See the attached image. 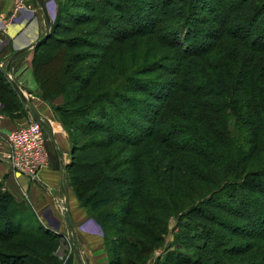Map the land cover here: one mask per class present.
I'll use <instances>...</instances> for the list:
<instances>
[{
    "label": "trees",
    "instance_id": "1",
    "mask_svg": "<svg viewBox=\"0 0 264 264\" xmlns=\"http://www.w3.org/2000/svg\"><path fill=\"white\" fill-rule=\"evenodd\" d=\"M114 1H107L109 5L106 6L112 12H118L122 21L121 25L126 26L130 23V19L123 18L120 14L122 3L116 0L117 5H115ZM153 1L160 3L159 0ZM166 1L165 6L146 5V8L140 13L141 18L137 22L138 24H136L141 28L140 33H144H139V35L153 34L164 19L171 22L177 17H183L180 15L182 14L180 8H176L169 0ZM196 2L198 3L196 9L192 3L182 9L191 13L176 23L173 31L174 39L167 40L172 45L170 59L174 66L169 69L164 68L163 65L158 69L162 71L165 69V74H169L170 80L167 84L170 85L171 90L167 92L169 88L163 86L160 88L161 90L158 89L152 95L157 98L156 102L159 105L154 111L143 114L148 128H150L149 131L146 133L143 128H138L130 130L128 134L123 132L126 135L123 137L126 138L124 139L125 143L129 146H134L135 136L141 133V136H138L142 137L140 142L145 141L149 147L153 141L157 152L169 155L175 164L174 176L178 173L181 177L185 173L193 178L194 185H190L189 191L192 190L195 199L186 203L182 199L188 201L190 196L185 193L177 195L176 198L169 196L168 192L172 195L171 189L174 186L166 185L165 187V183L162 184V192L164 190V194L168 197H163L162 193L158 195V192L153 190V181L146 173L137 175L136 179L129 181V187H133V189L138 187L136 190L129 189L127 192H123V200L128 202L119 204L116 209V213L123 216L122 233L125 235L121 245L126 246L124 258L126 264H143L141 262L143 254L154 245V230L161 231L162 223L160 224L155 218L166 217L167 213L179 211L182 208H184L182 213L188 220L183 228H188V231L191 232L190 235H187L188 243L200 239L195 246L201 252L200 254L205 258L210 257L212 253L215 254L216 260L209 263L215 261L217 264H223L225 258L227 262L225 264H232L230 257H241L249 251L248 245L245 244L231 246L227 251L229 254L222 251L226 256L220 257L218 248L224 247L223 242L214 241L212 243L213 239L210 241L208 236H203L207 230L206 227L211 225H218L229 230L231 236L238 239H241L242 236H255L252 237L255 238V242L252 244L254 247L261 248V254L264 255L262 253L264 246H261L264 244V214L259 218V212L253 213L254 215H251L250 212L243 217L242 208L237 207L235 203H231V206H227L225 209L219 203H215L222 199L221 197L227 189L232 188L235 189L236 194L240 191L242 201H250V205L253 207V199L250 200L245 195L251 192L257 195L264 186V0H196ZM83 4L75 7L76 11L73 13L66 12V16L65 10L60 12V9L58 12L61 16L60 20L62 21L64 17L68 21L74 13L87 14L85 11L87 4L85 2ZM194 11L198 14L201 12L203 15L210 14L209 24H212L213 30H202L201 27L207 26L208 21L198 18ZM157 12L160 15H157ZM60 28L64 34L73 33V29L68 25ZM49 29L51 31L45 41H48L54 29L57 31L59 28L55 23H52ZM106 38L110 39L111 43L117 42L113 36ZM75 40L77 39H70L68 42L56 40L57 44H53L51 49L46 48L47 45L41 49L40 55L33 59L34 75H38L37 68H42L43 64L46 65L48 61L59 62L62 57L61 47L64 46L67 51L70 48L74 49L77 46L73 44ZM62 43H65L66 46ZM43 44L45 42L41 45ZM88 47H92V45L89 44ZM96 49L103 51L101 48H94V50ZM74 56H67V65L55 64L56 71L53 72L58 73L57 78L59 79L57 80H59L60 88L56 94L53 93V96L68 93L64 86L67 85L69 91L76 81L81 82L80 85L85 86L86 91L82 88L76 93V97L72 98L74 105L82 99L81 104L71 108L64 106L61 110L71 115L82 116L87 106L92 101H96L95 99L101 94L93 98L89 96L87 90L93 81V78H90L92 75L89 78L83 77L84 72L77 67V63L80 62L78 55ZM104 62L105 56L101 58V64ZM4 75L1 70L0 103L3 105V111L13 118H19L18 112L21 104L25 107V103L12 83L4 80L6 78ZM123 79L127 81L126 78ZM43 91L44 97L40 96V98L47 99L49 94L46 93L47 91ZM118 97L127 99L126 95L120 96L119 94ZM132 98L134 99L135 96ZM127 101L128 99L124 102L126 106L134 107L133 103L130 105V102ZM181 104H185L188 109V115L185 117H180L179 105ZM133 110L135 111V109ZM108 111L107 118L109 120L110 114L113 125L109 121L104 123V126L109 128L105 129L94 119L87 120L83 125L87 128L91 127L89 129L92 130L101 128L99 131H103L104 140L111 145L117 141V135L121 133V129L114 128L115 123L117 126L118 122L116 118L119 117L116 112L122 113L123 110L115 108L114 105ZM86 115L83 114V116ZM83 125L80 124L81 127H84ZM84 157L86 156L80 158L82 162L78 165H75L76 160L72 159L66 166V170L69 167L75 169L71 170V188L74 189L79 203L86 208V211L94 214L111 203L109 198L100 197L99 193L113 181L111 176L113 172L111 167L106 168V160L95 158L93 155L94 159L89 157L91 162L86 163ZM141 171L142 168H140V173ZM244 190H248V193ZM261 195L264 197V193L261 192ZM148 196L149 200L154 197L150 206L152 213L156 211L157 214L145 213L147 215L145 219L136 220L132 214L133 205L136 200L145 199ZM260 204L261 210L264 212V202ZM27 210L31 214V218L26 215ZM203 210L208 212L215 210L216 215ZM89 212L87 215L90 217ZM225 212L235 215L239 219L241 217L245 221L250 219L254 223V225L251 224L254 233L242 230L241 228L244 229V227L239 225L236 218L218 223L216 221L217 214ZM109 216L115 218L113 214ZM254 217L256 218L254 219ZM17 219L19 220L17 221ZM29 219L35 224L39 223L31 206L23 202H16L11 193L3 189L0 182V264H58L52 255L56 243L54 234L47 237L48 233H38L39 235L36 237L19 229L22 222L29 221ZM95 219L97 220L96 217ZM218 221L220 222V220ZM125 227H128L127 232L124 230ZM110 243L111 247L108 246L107 250L109 264H124L114 254V250L117 248L114 241ZM39 246L43 247L45 251L41 252L37 248Z\"/></svg>",
    "mask_w": 264,
    "mask_h": 264
},
{
    "label": "rangeland",
    "instance_id": "2",
    "mask_svg": "<svg viewBox=\"0 0 264 264\" xmlns=\"http://www.w3.org/2000/svg\"><path fill=\"white\" fill-rule=\"evenodd\" d=\"M107 1L109 0L60 1L54 8V13H52L53 23H55L59 29L57 31L54 29L50 34L48 41H45V44L43 45L31 49V51L26 54V57H28L29 60L32 59L33 65V59L34 57L40 55V50L45 48L46 45V48L51 49L53 44H57L56 40H58V42H68L70 39H77L73 42V44H76L77 46H75L74 49L70 48L68 51L64 46L61 47L62 59L60 58L59 62L48 61L46 65L43 64L42 68H37L36 73H38V75H34L32 70L33 77L31 83L27 81L22 83L23 85H26L31 92L34 91L38 93L39 96L44 97L43 90L47 91L46 93L49 94L47 99L39 98L42 102H38V107L43 113L50 116L54 122L61 126L62 130L66 132L68 145L66 152L68 153L71 161L72 159L76 160L75 165L82 162V159L80 158L84 155L86 156L84 157L86 163L91 162L90 159L92 157L93 160L94 155L95 158L106 160V168H112L113 173L111 176L113 181L99 193L100 197L109 198L111 203L108 207L102 208L99 211L94 212V214L88 211L89 214H91L90 217L87 215L88 212L86 211V208L79 203L74 189L72 188L74 197L76 198L77 203H79V207H81L87 215V217L84 218L83 221L80 222V225L76 228V232H78V238L80 240L79 244L82 243L85 248V261H87L88 264H109L107 250L108 246L111 247L110 242L113 241L114 245L117 247L114 250V254H116V257L121 260V263H127L126 260H124L126 246L121 245L122 238L125 235V233H122L123 216H121L120 213L117 214L116 209H118L117 206L119 204L128 202L123 200V192H127L129 189H137L138 186L134 189L133 187L128 186V182L134 178L136 179L137 175L140 176L143 173H146L147 176H150V180L153 181V190H156L158 195L162 193L165 198L168 196L166 197L164 190L162 192L163 183H165V187L166 185L169 187L174 186L173 189H171L172 195L168 192L169 196H174V198H176L181 195V193H185V195L190 196V200L188 199V201L187 199H182L186 203L195 199V196L192 195V190L189 191V189H191L190 185H194L193 178L189 177L188 174L185 173H183L181 177L178 173L174 176L173 168H175V164L172 159H170L171 157L169 155L164 154V152H157L155 142L153 141H151L149 147L145 144V141L140 142L142 137L138 136H141V133H138V136H135L134 134L136 137L133 140L134 146H129L125 143L124 139L126 138L123 137L126 135L123 132L128 134L130 130L133 131V129L135 130L138 128H143L146 133L149 131L150 128H148L143 114L147 112L150 113L152 110L154 111L159 105V103L156 102L157 98H154L152 95L157 92L158 89L163 88V86L167 89L169 88L167 92H170L171 90V87H169L170 85L167 84L170 80L169 74H165V69L162 71L158 68L163 67L164 65V68L167 67L172 69L174 66L173 61L170 59L173 49L171 48L172 45L169 42L174 39V26L191 13L183 11L182 9L184 7L192 3L193 7L196 9L198 7V3L196 0H169V2L173 3L176 8L178 7L181 9L180 11L182 14L180 15H183V17H180L181 19L177 17L171 22L165 21L164 19L161 26H159L153 34L142 36L139 35L141 28L136 26V24H138L137 22L141 18L140 13L143 12L146 5L148 6L151 4L157 7L165 6L167 1L159 0V3L153 0H117L122 3L120 7V14L122 17L130 19V23L126 24L127 27L121 25L122 21L118 16V12L114 13L110 8H107L106 5H109ZM84 2L87 4V9L85 10L87 14L82 15L80 13V15H78L77 13H74V15L70 16V20L67 21L64 17L62 21L60 20L61 16L58 14L60 9V12L65 10L64 14L66 12L73 13L76 11L75 7L79 4L84 5ZM114 2V4L117 5L116 0ZM22 9L27 10L26 12L28 17L31 18L36 16L37 7L33 6L32 3L28 4L27 7H23L21 5V7L15 11L19 12ZM70 9L72 10L69 11ZM194 14L198 16V18L208 21L207 26L201 27L202 30H213L212 24H209L210 19L208 17H210V14H208V16L207 14H201V12L198 14L195 11ZM157 15L160 14L157 12ZM73 17L78 19L75 20ZM67 25L73 29V33L70 35L61 32L60 27L64 28ZM110 36H113L117 42L111 43L112 41L106 38ZM3 44L4 39L0 42V72L1 70L4 72V63L7 61L6 58L8 56V54L5 53V46ZM62 44L65 45V43ZM87 44H91L92 47H88ZM94 48H101L103 51L100 49L94 50ZM68 55H78L80 62L77 63V67L80 68V71L84 72V78H89L90 75H92L90 78H93V81L90 84V88L87 90L89 91V96H92L93 98L101 94L95 99L96 101H92L87 106L85 111L87 113H83L87 114L86 116H83V114L82 116L71 115L70 113H66L61 110L64 106L71 108L81 104L82 99L79 100L80 102L76 105L73 104L74 99H72L76 97V93L81 91L82 88L86 91V87H82L80 85L81 82L76 81L69 91V87L66 85L64 88H66L68 93L53 96V93L56 94L60 88V84L58 82L59 80H57L59 79L57 78L58 73L53 72L56 71L55 64L58 63L67 65ZM104 56L105 62L104 64H101V58ZM99 66L101 67L100 69L98 68ZM5 76L6 78L4 80L11 83L10 75L8 77V74L5 72L4 77ZM123 78H126L127 81ZM146 81L150 82L147 83ZM119 94L120 96L126 95V98L128 99L127 102H130V105L133 103L132 105L135 108L126 106L124 102L127 99L124 100L122 97L119 98ZM134 96L135 98L133 99L132 97ZM114 105L115 108L117 107L119 110L120 108L123 110L122 113H119V111L116 112L120 118H116V120H118L117 126H115L116 123L114 125V128L118 127L121 129V133L117 135V141L109 145L108 141L106 142L104 140L105 135L103 134V131H99L101 128L98 127L97 130H92L89 129L91 127L87 128L83 124L86 123L87 120L94 119L97 123H100V126L105 129L109 128L108 126L105 127L104 123L110 121L113 125L110 114L109 120L107 118V114L109 112V108H113ZM179 106L181 111L180 117H185V115L187 116V106H185V104H181ZM25 107L21 104L20 111L18 112L20 117H28V112ZM133 109H135V111ZM30 120L31 117H28L27 122ZM80 124L84 127H81ZM90 132H92V134H90ZM45 145L49 155V160L53 161L55 165V152L50 145L47 144L46 139ZM89 157L90 159H88ZM140 168H142L141 173ZM71 170L74 171L75 169L73 167H69V169L66 170V173L68 174V187H71ZM260 190L261 191H259L257 195L252 192L249 194L248 190H244L248 193L245 197H249L250 200L253 199V207L250 205V201H242L240 191L236 194L235 189L232 188L227 189L222 195V199L216 201L215 203H219V205H221L224 209L227 206H231V203H235L237 207L240 206L242 208L243 217H245L246 213L249 214L251 212V215H254L253 213L257 214L259 212V218H261L264 214L261 210L262 207L260 204L261 202H264V197L261 195V192L264 193V186ZM149 198L150 197L148 196L145 199H138L133 205L134 210L132 211V214L136 220H143L147 216L145 213H152L150 204L154 197H152L151 200H149ZM183 209L184 208L179 211H171L167 213L166 217L158 216L155 218L160 222V224L162 223L163 226L159 225L161 231L154 230L156 233H154V245L150 247L151 250L148 249L143 254L141 260L143 264H208L212 260H216L214 253L207 258L200 254L201 252H199L198 248L195 247L200 239L188 243L187 235H190L191 232L188 231V228H183L188 223V220L182 213L184 211ZM71 210L74 212L75 209L71 208ZM203 211L216 215L215 210H211V212L206 210ZM110 214H113L115 218L110 217ZM152 214L156 215L157 212L153 211ZM26 215L31 218V214L28 210L26 211ZM49 215L50 216H47V222L50 226L46 225V221L45 223H41L38 220L39 223L35 224L34 221L29 219V221L24 223L22 222L19 229H23L25 232L31 233L36 237H38V233H48L49 235H47V237H51L54 234L56 243L54 245L55 249L52 255L55 257L56 262L58 264H75L73 254L75 247H77L76 241L68 232L63 231L64 222L62 218V211H58V215L60 217L59 220L55 217V214L52 213V211ZM217 215V219L220 220L219 222L216 219L218 223L231 220V218H236L235 215L229 214L228 212ZM255 218L256 217H254V219ZM236 219L239 225L241 224L244 227V229L241 228L242 230H248L249 233L251 231L254 233L253 229H251V224L254 225V223H252L250 219H248V221H245L241 217L240 219ZM18 220L19 219H17V221ZM52 226H55L54 229H52ZM206 228L207 230L203 236H208V240L210 241L213 239L212 243H214V241L219 243L223 242L224 247L218 248L220 257L226 256V254L224 255L222 251H229L231 246L245 244L248 245L247 248H249L247 254L236 258L230 257L231 263L264 264V255L261 254V248H257V246L254 247L252 244L255 242V238L253 239L252 237L255 236H242L241 239H238L232 237L229 230H225L218 225H211ZM124 230L127 232L128 227H125ZM235 231H237V229H235ZM161 232L163 234H160ZM92 237L95 239H91ZM261 246H264V244ZM37 248H39L41 252L45 251V249L41 246ZM262 253H264V251ZM227 254L229 253L227 252ZM209 258L211 259L210 261L207 260ZM225 262L226 260L224 258L223 264H225ZM209 264L217 263L214 261Z\"/></svg>",
    "mask_w": 264,
    "mask_h": 264
},
{
    "label": "crops",
    "instance_id": "3",
    "mask_svg": "<svg viewBox=\"0 0 264 264\" xmlns=\"http://www.w3.org/2000/svg\"><path fill=\"white\" fill-rule=\"evenodd\" d=\"M60 1L62 0H0V42L4 39L5 53L8 54L7 61L4 63V74L9 64V70L6 73L10 75L16 88L29 102L30 108L25 104L28 117L50 121L44 129V135L47 144L55 152L56 160L54 165L48 155L49 164L38 173L35 181L25 175L13 172L8 162L4 161L5 154L9 150L7 137L11 131L27 124L28 117H11L3 111V105L0 103V182L3 189L9 191L16 202L30 205L36 218L41 223L46 221L47 226H50L47 222L49 213L52 211L59 220L58 211H62L63 231L68 232L76 241L77 247L73 254L75 264H88L85 261V248L82 243L79 244L80 240L78 232H76V228L87 215L79 207L73 189L67 185L66 166L71 161L66 152L68 148L67 134L61 126L57 125L38 107V102H42L39 99V94L31 92L26 85L22 84L26 81L31 83L33 77L32 59L29 60L26 54L35 48L34 43L48 33V24L52 25L53 23V10ZM27 3H32L37 7L35 17H28L27 10L24 9L19 12L15 11L18 4L27 7ZM71 208L75 209L74 212ZM67 214L71 224L68 223ZM52 227L54 229L55 226Z\"/></svg>",
    "mask_w": 264,
    "mask_h": 264
},
{
    "label": "built area",
    "instance_id": "4",
    "mask_svg": "<svg viewBox=\"0 0 264 264\" xmlns=\"http://www.w3.org/2000/svg\"><path fill=\"white\" fill-rule=\"evenodd\" d=\"M20 7L21 4H18L16 10ZM49 122L33 117L27 124L9 133V150L4 161L8 162L14 173L35 181L38 173L48 166L44 129Z\"/></svg>",
    "mask_w": 264,
    "mask_h": 264
},
{
    "label": "water",
    "instance_id": "5",
    "mask_svg": "<svg viewBox=\"0 0 264 264\" xmlns=\"http://www.w3.org/2000/svg\"><path fill=\"white\" fill-rule=\"evenodd\" d=\"M42 7L44 8L43 4H42ZM48 20H49V19H48ZM49 23H50V22H49ZM48 28H50V24H48ZM49 31H50V29H49ZM49 31H48L47 34H45V36H44L42 39H40L39 41H37L36 43H34V47L40 46L43 42H45V40L47 39V37H48V35H49ZM8 70H9V64L7 65L6 72H8ZM8 77H9V74H8ZM10 81H11L13 87H14V88L20 93V96H21L22 101L25 102V104H26V106H27L28 108H30V107H29V102H27L26 98H25V97L23 96V94L19 91V89L16 88V86H15V84L13 83L11 77H10ZM35 96L38 97V95H35ZM33 115H35L34 112H33ZM67 218H68V223L71 224V221H70V218H69L68 214H67Z\"/></svg>",
    "mask_w": 264,
    "mask_h": 264
}]
</instances>
